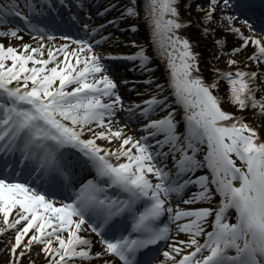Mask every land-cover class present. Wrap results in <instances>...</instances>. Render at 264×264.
Listing matches in <instances>:
<instances>
[{
  "label": "snow or ice",
  "instance_id": "snow-or-ice-1",
  "mask_svg": "<svg viewBox=\"0 0 264 264\" xmlns=\"http://www.w3.org/2000/svg\"><path fill=\"white\" fill-rule=\"evenodd\" d=\"M252 6L194 5L213 58L226 57L206 80L193 42L180 35L192 24L181 20V0H108L94 14L84 0H0V38L22 40L27 30L32 40L0 39L8 264L34 246L44 264H264V138L245 118L247 110L264 120V26L253 27ZM134 20L148 26L150 45L125 38L137 32ZM61 25L78 35L55 43ZM115 60L145 75L142 89L106 63ZM129 84L137 99L126 101Z\"/></svg>",
  "mask_w": 264,
  "mask_h": 264
},
{
  "label": "bare ground",
  "instance_id": "bare-ground-1",
  "mask_svg": "<svg viewBox=\"0 0 264 264\" xmlns=\"http://www.w3.org/2000/svg\"><path fill=\"white\" fill-rule=\"evenodd\" d=\"M183 2L181 1V7H180V17L181 20L183 21H192V24L189 25L188 27L182 28L180 30V35L188 37L192 42H193V50L199 53V61H200V68H201V74L203 77L208 80L210 77H212L213 72L212 69L215 68H220V69H225L226 68V57L225 56H219L218 58H213V53L216 52V49L212 46V43H208L210 48V52L206 53L205 48L209 47L205 45L206 43L202 40V36L200 35V28L197 23V18H188V13L187 9L183 7ZM134 23L137 24L138 27V33H139V39H138V44L142 45H150L151 44V36H150V30L146 23L143 20H134ZM124 27V26H123ZM132 36V33H125V38H129ZM236 41L232 39L231 37L228 39V45L229 48L231 46H234ZM117 51L121 50L122 52H129L133 51L134 49L130 48H123L121 47L120 49H116ZM229 49H225V51H228ZM252 51L251 48H248L246 50L247 53H250ZM148 52L151 54L152 53V48H148ZM245 52H241L239 55L236 56V59L238 60H243L244 59ZM217 61V62H216ZM154 63L157 65L156 71H155V76L158 79L163 78V74L165 72V66L163 63L160 62L159 59H155ZM240 67H243L240 65ZM252 67V66H251ZM220 87L218 90V94L220 95H225L226 89H224L223 85H221L219 81ZM224 102H222V107L227 109V106H223ZM239 114V113H238ZM252 115L249 111H245V118L246 120L250 121L253 126L257 127L261 138H264V130L262 127L260 128L259 123L256 121L252 120ZM133 133V132H132ZM103 143V142H101ZM113 147L116 146V142L114 141L112 144ZM12 233L9 232L7 234L0 235V264H8V260L10 259L9 253H8V247L10 246V240L12 239ZM98 249L97 247L94 246V250ZM38 251V248L35 246L33 247L32 253H30L28 256H25L21 258L19 261V264H28L29 259H32L35 261V264H44V259H43V254L41 253L40 255H36L35 253Z\"/></svg>",
  "mask_w": 264,
  "mask_h": 264
},
{
  "label": "rangeland",
  "instance_id": "rangeland-1",
  "mask_svg": "<svg viewBox=\"0 0 264 264\" xmlns=\"http://www.w3.org/2000/svg\"><path fill=\"white\" fill-rule=\"evenodd\" d=\"M182 2H183V0H181ZM196 3H199L197 0H193V7L192 8H189V9H187L188 11H187V13H188V18L189 17H191V18H197L198 19V17H199V12L195 9V7H194V5L196 4ZM201 4V3H200ZM9 40H10V42H11V39H7L6 41H5V44H7L8 42H9ZM202 40L206 43L205 45H207V46H209L208 45V43H212L213 42V38L212 37H208V38H203L202 37ZM11 44L13 45V46H16V44H15V42H11ZM210 48H211V46H209V47H207V48H205V52L206 53H208V52H210ZM217 62V61H216Z\"/></svg>",
  "mask_w": 264,
  "mask_h": 264
}]
</instances>
